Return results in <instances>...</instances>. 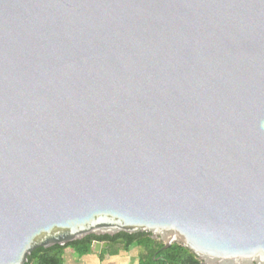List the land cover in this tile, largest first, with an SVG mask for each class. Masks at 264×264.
<instances>
[{
    "label": "water",
    "instance_id": "1",
    "mask_svg": "<svg viewBox=\"0 0 264 264\" xmlns=\"http://www.w3.org/2000/svg\"><path fill=\"white\" fill-rule=\"evenodd\" d=\"M119 232L264 264V0H0V264Z\"/></svg>",
    "mask_w": 264,
    "mask_h": 264
},
{
    "label": "trees",
    "instance_id": "2",
    "mask_svg": "<svg viewBox=\"0 0 264 264\" xmlns=\"http://www.w3.org/2000/svg\"><path fill=\"white\" fill-rule=\"evenodd\" d=\"M102 242L104 251L115 253L113 249L119 246L122 250L139 249V264H200L197 257L188 249L172 243L163 249V242L152 239L148 233H124L113 235H86L65 245H53L47 248L38 247L31 251L24 264H63L65 249H70L77 255H84L90 251L93 242Z\"/></svg>",
    "mask_w": 264,
    "mask_h": 264
},
{
    "label": "crops",
    "instance_id": "3",
    "mask_svg": "<svg viewBox=\"0 0 264 264\" xmlns=\"http://www.w3.org/2000/svg\"><path fill=\"white\" fill-rule=\"evenodd\" d=\"M115 253L107 252L105 245H100L95 251H90L84 255H77L70 249H65L63 254V264H139V249L131 248L122 250L119 246L113 248Z\"/></svg>",
    "mask_w": 264,
    "mask_h": 264
},
{
    "label": "rangeland",
    "instance_id": "4",
    "mask_svg": "<svg viewBox=\"0 0 264 264\" xmlns=\"http://www.w3.org/2000/svg\"><path fill=\"white\" fill-rule=\"evenodd\" d=\"M160 240V239H159Z\"/></svg>",
    "mask_w": 264,
    "mask_h": 264
}]
</instances>
